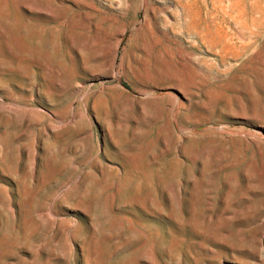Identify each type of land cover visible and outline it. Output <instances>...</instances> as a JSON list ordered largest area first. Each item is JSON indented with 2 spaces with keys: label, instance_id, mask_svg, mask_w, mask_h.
I'll return each instance as SVG.
<instances>
[{
  "label": "rangeland",
  "instance_id": "374dc122",
  "mask_svg": "<svg viewBox=\"0 0 264 264\" xmlns=\"http://www.w3.org/2000/svg\"><path fill=\"white\" fill-rule=\"evenodd\" d=\"M153 7L170 48L145 0H0V264H264V33L216 52Z\"/></svg>",
  "mask_w": 264,
  "mask_h": 264
},
{
  "label": "bare ground",
  "instance_id": "6f19581e",
  "mask_svg": "<svg viewBox=\"0 0 264 264\" xmlns=\"http://www.w3.org/2000/svg\"><path fill=\"white\" fill-rule=\"evenodd\" d=\"M158 1L145 0L142 16L144 26L139 29L140 40L143 42L147 37L153 46L160 45L164 40L168 44L166 48H170L174 44L172 38L176 37L174 26L166 17L159 18L161 10L153 7ZM170 1L173 2L179 34L188 38L196 37L201 45L208 42V47L215 49L216 52L240 56L249 50L260 34L264 33V5L253 8L246 0H227L225 7L212 4L208 9L201 6L199 0ZM139 9V5L135 6L129 21H126L128 12L124 9V15L121 17L122 32L129 26L137 25ZM231 28L237 33L230 34ZM58 86L60 85H44L46 89L42 94L47 99L52 98L57 94Z\"/></svg>",
  "mask_w": 264,
  "mask_h": 264
}]
</instances>
